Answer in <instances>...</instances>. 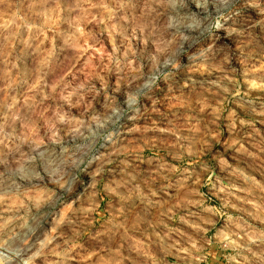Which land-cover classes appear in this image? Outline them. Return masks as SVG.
<instances>
[{"label": "clouds", "instance_id": "1", "mask_svg": "<svg viewBox=\"0 0 264 264\" xmlns=\"http://www.w3.org/2000/svg\"><path fill=\"white\" fill-rule=\"evenodd\" d=\"M0 264H264V0H0Z\"/></svg>", "mask_w": 264, "mask_h": 264}]
</instances>
